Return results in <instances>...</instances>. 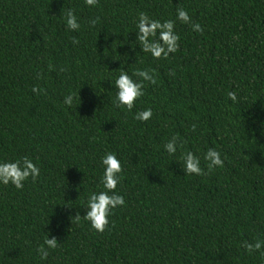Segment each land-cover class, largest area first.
Listing matches in <instances>:
<instances>
[{"label":"trees","instance_id":"1","mask_svg":"<svg viewBox=\"0 0 264 264\" xmlns=\"http://www.w3.org/2000/svg\"><path fill=\"white\" fill-rule=\"evenodd\" d=\"M178 8V51L153 58L138 15ZM121 70L143 83L130 112L113 103ZM105 151L122 158L126 204L98 232L83 219ZM23 156L40 176L0 184V264H264V0H0V158Z\"/></svg>","mask_w":264,"mask_h":264},{"label":"clouds","instance_id":"2","mask_svg":"<svg viewBox=\"0 0 264 264\" xmlns=\"http://www.w3.org/2000/svg\"><path fill=\"white\" fill-rule=\"evenodd\" d=\"M95 0H88L89 4H93ZM191 24V18L188 11L184 8L176 10V19H160L153 18L145 12H140L136 22L138 30L137 39L145 53H151L153 58H168L169 53H176L179 48L178 41L180 36L176 32V21ZM67 23L70 28H78L76 17L72 13H68ZM192 28L201 32L203 29L199 23L192 24ZM133 75L143 77L145 81H151L153 84L156 80L147 69H137ZM114 86L118 89L113 98L116 108L122 111H131L138 98L144 95L143 83L134 82L127 72L121 70L119 75L114 77ZM33 91H38L33 88ZM228 97L235 101L236 94L228 92ZM63 103L67 107L74 104H80V97L72 92L67 93ZM152 116L150 107H146L143 112L135 115L136 120H147ZM169 153L176 152L174 143L166 145ZM185 161V170L189 175H202L203 170L200 167L199 158L191 152H185L183 155ZM205 160H211L208 168L213 166L223 167V161L220 159V153L209 149L205 156ZM99 179L97 186L90 190L87 194L88 211L83 220H86L90 227L98 232H103L109 224V218L113 214V210L126 204L124 196L117 191L118 185L121 183L123 174V161L121 156L115 151H105L98 160ZM40 176V168L37 163L28 156L15 159L0 158V184L14 185L16 189H22L25 182L31 178L35 181ZM46 243L51 248L57 247L55 239L47 240ZM249 250L251 246L249 245ZM257 249L261 247L258 242L255 246Z\"/></svg>","mask_w":264,"mask_h":264}]
</instances>
